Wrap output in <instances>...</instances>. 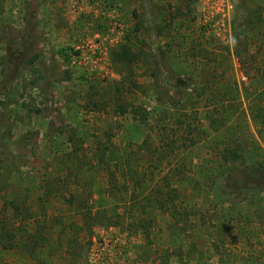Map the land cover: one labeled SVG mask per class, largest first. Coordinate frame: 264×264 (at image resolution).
I'll list each match as a JSON object with an SVG mask.
<instances>
[{
	"label": "rangeland",
	"instance_id": "rangeland-1",
	"mask_svg": "<svg viewBox=\"0 0 264 264\" xmlns=\"http://www.w3.org/2000/svg\"><path fill=\"white\" fill-rule=\"evenodd\" d=\"M233 1L199 0L194 26L163 21L175 0H0V167L15 170L11 188L2 177L0 195L30 197L36 217L47 210L37 229L49 239L45 248L0 251V264H264V194L223 190L219 152L235 126H249L246 159L264 152V127L256 134L248 105H264L262 66L250 59L244 67L234 55ZM127 43L140 62L115 64L112 51ZM215 78L228 101L217 111L218 133L205 120ZM169 92L181 98L176 108ZM163 127L187 137L175 153L161 147ZM75 165L81 171L69 178ZM51 176L64 185L56 178L46 195ZM170 180L179 223L145 206L146 194ZM81 197L92 202L81 207ZM93 206L104 221L128 224L83 219ZM141 218L149 231L137 227ZM28 228L34 233L33 222Z\"/></svg>",
	"mask_w": 264,
	"mask_h": 264
},
{
	"label": "trees",
	"instance_id": "trees-1",
	"mask_svg": "<svg viewBox=\"0 0 264 264\" xmlns=\"http://www.w3.org/2000/svg\"><path fill=\"white\" fill-rule=\"evenodd\" d=\"M176 3L173 4V11L167 12L166 9H163L165 11V17L163 21L169 20L171 24H173L176 20H181L180 22L189 21L194 26L197 23V17H196V5L199 0H175ZM234 19L231 24V31H232V37H233V48H234V55L238 59L239 63L242 66H246V63L249 62L250 59L255 60V65L258 64L262 67L264 66V0H234ZM140 29H137V32ZM257 49L263 52V57L256 59V55L254 52V49ZM229 53V52H228ZM216 56V55H215ZM219 55H217L218 57ZM141 55L134 50L133 45L130 43L123 44L118 46L112 51V61L115 64L120 65H126V66H132L135 63L140 62ZM216 60V59H215ZM216 62V61H214ZM255 66V67H256ZM256 70L259 75L264 76L261 70V68ZM152 76H156L153 74ZM181 75L176 74V77L180 78ZM224 79V78H223ZM221 80V79H220ZM218 79L215 78V80H212L210 88L217 90L219 93L215 94L214 100H211V105L209 106L210 111L207 112L205 120L209 122V129L215 133L220 132L222 129L218 125L219 123L216 120L217 111L219 107H223V103L226 100H223L221 96V88L220 85L218 87L217 85ZM224 81V80H223ZM222 82V81H221ZM179 84V83H178ZM234 87L237 86V83L234 81L232 83ZM177 89V87H175ZM212 89V90H213ZM178 90V89H177ZM238 90V87L236 88ZM180 93V90H179ZM183 94V93H182ZM168 106L170 108H176L180 104L181 98H178L177 95H173L172 93H168ZM219 97V98H218ZM221 98V99H220ZM234 99H239L238 91L236 92V95ZM250 100V99H249ZM221 101L223 103H221ZM228 102V101H226ZM257 102V101H256ZM254 101H249V110L251 108V121L254 124V128L256 131V134H261L260 130L258 129L259 125L261 127H264V105L261 102V104L256 103ZM243 105V104H242ZM253 106V107H252ZM241 123V122H240ZM244 124H247L246 121L239 124L238 126H235L234 129L237 131V133L234 135L233 141H229L226 145L225 150L223 149L219 152V156L223 160V169H224V194L227 196H239L243 191H250V192H257L259 194H264V152H262L260 158H250L246 159L245 153L246 149L243 147L246 145V142L248 141V138L243 139V136H246V132L248 130L249 126H243ZM226 128V127H225ZM257 128V129H256ZM232 129V128H229ZM167 128L163 127L161 129L159 140L161 147L169 148L172 150V153H175L177 150L176 144L179 143L182 144L184 140H186L187 137H184L182 139H174V136L169 135V132L166 131ZM207 130L204 129L203 135L207 136ZM202 135V136H203ZM250 136H254L252 132H250ZM255 141V144H258V141L253 139ZM197 143V142H196ZM195 143V144H196ZM260 144V143H259ZM260 148L262 146L258 145ZM259 148V149H260ZM261 150V149H260ZM164 152V150H163ZM104 160V154L103 158H101V161ZM106 164V163H105ZM117 170H120L119 167ZM74 168L78 169V166L75 165V167L67 168L65 169L67 175L69 178L78 176V172L81 170L75 171L76 174H73L72 170ZM80 168V167H79ZM114 168V167H113ZM81 169V168H80ZM116 170V169H115ZM64 170H61V172ZM173 171V170H172ZM14 169L9 168H1L0 167V183L2 180V177L6 178L5 187L9 186L8 180L11 179L12 175L14 174ZM65 176V177H66ZM57 178V179H56ZM62 178V177H61ZM59 177H53L51 176L49 181L46 183L44 181L42 188L44 190V194H49V189L51 188L50 182L54 181L55 179L57 182H60L62 186L64 185L63 182L60 181ZM53 186V185H52ZM173 186L172 181L170 180L168 183L162 185V187H158L157 189L151 190L149 194L144 197L145 198V206L153 207L159 206L162 210L168 212L173 219L175 223H179L182 221L183 218V211L178 208L176 205H168V202H170L173 198L167 195L172 194V192H177V188H172ZM11 188V185L9 186ZM80 187V186H79ZM65 188V187H63ZM1 190V187H0ZM71 191V189H69ZM1 193V192H0ZM7 191L5 195H0L1 200L3 202V210L0 209V251H12L20 248H27L30 246V244L33 246V248H45L49 244V239L44 235V233L40 232L37 228L40 226H46L48 223L47 217V210L45 211L43 209V214L38 215L37 217L30 214L29 210V202H31L30 197H26L24 199L21 196L16 195L13 199H9L7 195ZM152 194H154V197L152 198ZM72 197L71 202L75 204L76 197L78 195H70ZM178 195L176 194L177 198ZM83 200L81 201V207L82 206H88V204L91 201V199H87L84 197H81ZM152 198V199H151ZM140 198L133 197V203L138 204L139 202H142L139 200ZM79 200V201H80ZM78 201V200H77ZM78 203V202H77ZM23 204L24 206L20 208V205ZM174 204V203H173ZM139 208V207H138ZM132 210H134V207H132ZM25 211H29V214L24 215ZM100 210L95 209V207H89L88 210L85 212L84 210L81 211V216L83 219L91 220L95 225L104 226L107 228L111 227H123L125 226V222L120 220V217H110L109 221L108 219H102L99 216ZM186 220H189L187 218ZM31 221L35 225L34 233H31L28 228V222ZM90 222V223H91ZM144 220L141 218L138 222L137 227L140 228H146L147 231H149V227L143 223ZM106 223V224H105ZM131 226H134L136 224V221L134 219H131ZM174 224V223H173ZM43 228V227H41ZM37 229V230H36ZM147 236L150 233H146ZM42 240V242H41ZM36 251V250H35Z\"/></svg>",
	"mask_w": 264,
	"mask_h": 264
}]
</instances>
